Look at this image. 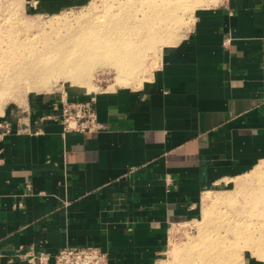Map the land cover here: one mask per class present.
<instances>
[{"label":"crops","instance_id":"obj_1","mask_svg":"<svg viewBox=\"0 0 264 264\" xmlns=\"http://www.w3.org/2000/svg\"><path fill=\"white\" fill-rule=\"evenodd\" d=\"M27 1L57 14L93 0ZM198 1L139 86L96 95L104 129L65 133L54 104L0 117V264H54L66 246L157 264L206 195L264 169V0ZM258 251L243 264H264Z\"/></svg>","mask_w":264,"mask_h":264},{"label":"rangeland","instance_id":"obj_2","mask_svg":"<svg viewBox=\"0 0 264 264\" xmlns=\"http://www.w3.org/2000/svg\"><path fill=\"white\" fill-rule=\"evenodd\" d=\"M156 1L160 4L159 2L168 0ZM172 1L177 3V0L170 2L172 3ZM178 1L180 2L177 4L181 3L182 6L177 5L178 8H175V20L172 18V21L175 22H170V19L163 26L154 20L158 33L155 35L158 36V39L148 47L144 62L134 66L132 74L129 75L123 88L139 86L151 70L157 66L160 47L167 42L175 41L190 25L193 10L199 1ZM142 4L143 7H141ZM145 6V2L141 3L138 0H93L81 8L68 9L57 14H38L27 0H0V31L3 30L0 33V45L4 46L5 43L14 41V43L22 45L19 52L26 53L32 49L31 43L48 47L50 43L69 37L72 31H76L96 12L101 15V19L103 16L110 15H119L123 18L124 13L140 15L142 9H147ZM16 33L19 35L17 36ZM60 52L62 49L57 51V53ZM71 58L73 57L71 56ZM90 63L91 65L86 64V66H90L89 73L82 75L81 72L75 76L72 71L66 69L69 68V63L66 62L64 68L61 66V60H57L54 63L56 64L55 69L45 71L39 77L36 75L34 78H24L8 83L6 90L0 94V117L8 116L9 121L19 119L23 122L32 112L44 108V106L75 102L72 99L82 95L90 97L86 101H95L98 93L118 89L115 87L119 73L113 64L106 61ZM251 177L247 181L250 182L249 185L246 186L245 183L243 192L233 193L228 197L219 195L212 200L211 197L206 196L208 199L204 202V211H206L202 215L188 222L173 225L170 229L168 249L159 257L157 264H180L189 252L194 253L200 250L202 245H200V235L208 231L210 233L212 231V234L215 235L213 228L217 218L232 223V230L229 228L225 241L230 251L239 255L229 259L228 264H243L246 258L242 254L246 248L255 249L258 253L262 247L263 255L260 258L264 259V191L254 195L249 194V190L258 187L257 183L262 181L264 176H259L262 179ZM222 198H226V200L224 199V201ZM215 200L216 202L222 201L215 205L213 204ZM211 210L213 211L211 212Z\"/></svg>","mask_w":264,"mask_h":264},{"label":"bare ground","instance_id":"obj_3","mask_svg":"<svg viewBox=\"0 0 264 264\" xmlns=\"http://www.w3.org/2000/svg\"><path fill=\"white\" fill-rule=\"evenodd\" d=\"M138 1L145 2V7H147V9H142L140 15H137V13L126 15L124 13L123 18L119 15H110L103 16V19H101V15L96 12L76 31H72L69 37L50 43L48 47L31 43L32 49L26 53H21L19 50L22 45L14 43V41H9L4 46L0 45V94H3L10 82H17L24 78H34L36 75L39 77L45 71L55 69L56 64L54 63L57 60H61V66L64 68L66 62L69 63V68L66 69L72 71L75 76L81 72L82 75L89 73L90 66H86V64L91 65L90 62H109L116 67L117 73H119L115 88L124 87L123 85L127 82L129 75L132 74L134 66L144 62L148 47L152 46L158 39V36L155 35L158 33L156 32L154 20H157L156 22H159L160 25L163 24V26L170 19V22L172 18L175 20L174 11L175 8H178L177 5L179 4L177 3L180 2L178 0L177 3L172 1L174 3L172 4L171 0H168L161 1L158 4L156 0ZM183 2H186V0ZM179 6H182L181 3ZM141 7H143V4ZM1 31L3 30L1 29ZM58 48L62 49V52L57 53L60 50ZM10 52L13 53L10 54ZM70 58L72 59L71 62ZM263 172L262 168H257L251 178L264 176ZM245 183L239 184V188L234 194L241 192V189L244 190ZM257 184L258 187L250 189L249 194L254 195L264 191V179ZM206 196L210 198L209 194ZM224 199L226 200V198ZM219 201L222 200L217 202ZM217 202L215 200L213 204L216 205ZM212 216L214 217V215ZM213 217V220L216 219V217ZM206 219L208 220V218ZM215 221L216 224L213 228L215 235L212 234V231L200 235L201 249L194 253L189 252L180 264H228L229 259L239 255L232 250L230 251L225 241L229 228L232 230V223L222 219L218 220V218ZM260 230L262 229L260 228Z\"/></svg>","mask_w":264,"mask_h":264},{"label":"built area","instance_id":"obj_4","mask_svg":"<svg viewBox=\"0 0 264 264\" xmlns=\"http://www.w3.org/2000/svg\"><path fill=\"white\" fill-rule=\"evenodd\" d=\"M95 101L66 102L62 105L65 133L97 132L106 126L98 120ZM54 264H108V254L98 246L63 247L55 255Z\"/></svg>","mask_w":264,"mask_h":264}]
</instances>
